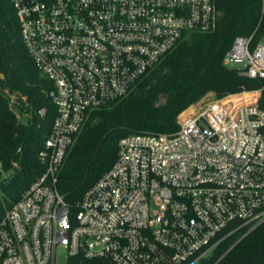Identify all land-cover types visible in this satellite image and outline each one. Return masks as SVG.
Masks as SVG:
<instances>
[{"label":"built area","instance_id":"obj_1","mask_svg":"<svg viewBox=\"0 0 264 264\" xmlns=\"http://www.w3.org/2000/svg\"><path fill=\"white\" fill-rule=\"evenodd\" d=\"M10 3L51 85L54 118L37 153L41 173L0 220V264H203L264 222L261 90L207 94L178 117L176 132L121 138L113 165L72 206L57 189L91 114L126 97L191 34L213 32L215 0ZM260 4L259 24L233 40L222 64L264 81Z\"/></svg>","mask_w":264,"mask_h":264},{"label":"trees","instance_id":"obj_2","mask_svg":"<svg viewBox=\"0 0 264 264\" xmlns=\"http://www.w3.org/2000/svg\"><path fill=\"white\" fill-rule=\"evenodd\" d=\"M215 7L218 22L213 32L191 34L126 97L91 114L58 175L57 189L68 204L80 200L113 165L121 138L176 132L177 116L208 93L222 99L261 90L259 106L264 110V81L222 64L233 40L251 35L259 24L260 0H215ZM259 30L264 33V16ZM50 89L23 46L10 0H0V170L11 172L0 181V220L42 171L37 153L54 118ZM8 105L17 108L26 123ZM42 108L46 116L39 118L36 112ZM240 235L203 264H264V222L238 242Z\"/></svg>","mask_w":264,"mask_h":264},{"label":"rangeland","instance_id":"obj_3","mask_svg":"<svg viewBox=\"0 0 264 264\" xmlns=\"http://www.w3.org/2000/svg\"><path fill=\"white\" fill-rule=\"evenodd\" d=\"M211 95H213V93H208V95H207L205 98H209V96H211ZM205 98H204V100H205ZM11 99H12V100H18V97H17L16 95H12ZM19 100L22 101V102H26V101L24 100V98H21V99H19ZM200 101H201V99H200L198 102H196L195 104H193L192 106H190L187 110H185L184 112L180 113V114L177 116V120H178V117L181 116V114L186 113L187 111H189V109H192L194 106L198 105V104L200 103ZM8 106H9V108H11V109L15 112V114L18 116V119H19L20 122H22V123H26V117H25L22 113H20V112L17 110V108L12 107V105H8ZM25 107H28L27 103H25ZM10 174H11V172H10V173H4L3 171L0 170V181H2L3 179L8 178V177L10 176Z\"/></svg>","mask_w":264,"mask_h":264},{"label":"bare ground","instance_id":"obj_4","mask_svg":"<svg viewBox=\"0 0 264 264\" xmlns=\"http://www.w3.org/2000/svg\"><path fill=\"white\" fill-rule=\"evenodd\" d=\"M253 97H254L253 95H239V96L233 97V100L236 102H239V101H245Z\"/></svg>","mask_w":264,"mask_h":264}]
</instances>
